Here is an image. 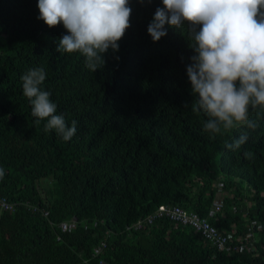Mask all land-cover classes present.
Listing matches in <instances>:
<instances>
[{
    "label": "trees",
    "instance_id": "obj_1",
    "mask_svg": "<svg viewBox=\"0 0 264 264\" xmlns=\"http://www.w3.org/2000/svg\"><path fill=\"white\" fill-rule=\"evenodd\" d=\"M130 4L119 51L91 72L78 54L56 51L66 29L38 20L37 0H0V194L16 203L0 208V264H264V118L210 139L207 117L192 111L187 33L166 24L153 42L147 27L162 0ZM37 66L57 114L77 122L68 141L31 115L21 76ZM240 132L248 141L225 147ZM218 197L223 207L210 214ZM160 205L208 217L251 249H219L155 215Z\"/></svg>",
    "mask_w": 264,
    "mask_h": 264
},
{
    "label": "clouds",
    "instance_id": "obj_2",
    "mask_svg": "<svg viewBox=\"0 0 264 264\" xmlns=\"http://www.w3.org/2000/svg\"><path fill=\"white\" fill-rule=\"evenodd\" d=\"M162 4L147 32L153 42L167 35L166 24L187 33L194 52L186 69L192 111L207 117L203 131L215 139L231 137L233 130L255 129L257 120L264 118V0H162ZM37 8L38 20L49 27L62 22L66 29L56 51L78 54L91 72L105 66L109 49L119 51L118 42L131 27L130 0H37ZM46 78L43 66L29 68L21 76L23 95L36 124L46 121L45 132L55 131L68 141L77 122L69 126L57 114L51 93L42 88ZM248 139L247 132H240L231 142L225 139V147L237 151ZM244 155L252 159V153ZM4 175L0 167V179Z\"/></svg>",
    "mask_w": 264,
    "mask_h": 264
},
{
    "label": "built area",
    "instance_id": "obj_3",
    "mask_svg": "<svg viewBox=\"0 0 264 264\" xmlns=\"http://www.w3.org/2000/svg\"><path fill=\"white\" fill-rule=\"evenodd\" d=\"M217 185V188L219 191L222 192V182L215 183ZM16 203H12L8 201L5 197L1 196L0 194V208L3 210H13L15 208ZM223 207V201L220 197H218L214 202L213 206L210 209V214H215L216 212L220 211ZM46 214V213H45ZM165 214L171 219H173L177 223L187 224L194 227L195 230L200 232V234L204 237V239L208 240L211 244L217 246L219 249H226L229 251H238L239 249L243 248H249L251 249L248 244L242 243V244H232L230 241L231 234L225 233L220 231L217 227H215L213 224H211L207 217H201L197 213H188L183 208L177 205L173 206H166V205H160L155 212V215L159 216ZM147 221H151V216H148L146 218ZM145 220V221H146ZM143 220L138 221L136 224H134L135 227H140L143 222ZM256 224L255 221H252L251 225ZM75 226L74 220L70 221H63L59 224V227L61 231H68L71 228ZM257 228H260V225L257 226ZM254 249V248H252ZM96 251L99 250V248L95 249ZM100 264H106L104 261H100Z\"/></svg>",
    "mask_w": 264,
    "mask_h": 264
},
{
    "label": "bare ground",
    "instance_id": "obj_4",
    "mask_svg": "<svg viewBox=\"0 0 264 264\" xmlns=\"http://www.w3.org/2000/svg\"><path fill=\"white\" fill-rule=\"evenodd\" d=\"M220 198H221V197H220ZM221 199H222V198H221ZM222 201H223V200H222ZM157 209H158V208H157ZM156 211H157V210H156ZM156 211H155V212H156ZM207 218H208V217H207ZM140 220H141V219H140ZM140 220H138V221H140ZM145 220H146V219H143V221H145ZM208 220H209V219H208ZM138 221H137V222H138ZM137 222H136V223H137ZM209 222H210V221H209ZM136 223H134V224H136ZM210 223H211V222H210ZM211 224H212V223H211ZM215 227H216V226H215ZM137 228H139V227H137ZM196 231H197V230H196ZM207 241H208V240H207ZM208 242H209V241H208ZM209 243H210V242H209ZM210 244H211V243H210ZM212 245H213V244H212ZM214 246H215V245H214ZM216 247H217V246H216ZM217 248H218V247H217Z\"/></svg>",
    "mask_w": 264,
    "mask_h": 264
}]
</instances>
